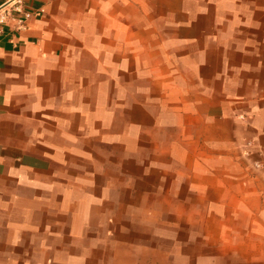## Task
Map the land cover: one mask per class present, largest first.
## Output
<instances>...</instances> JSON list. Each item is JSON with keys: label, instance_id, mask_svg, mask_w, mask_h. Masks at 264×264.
I'll list each match as a JSON object with an SVG mask.
<instances>
[{"label": "crops", "instance_id": "1", "mask_svg": "<svg viewBox=\"0 0 264 264\" xmlns=\"http://www.w3.org/2000/svg\"><path fill=\"white\" fill-rule=\"evenodd\" d=\"M19 1L0 264H264V0Z\"/></svg>", "mask_w": 264, "mask_h": 264}, {"label": "built area", "instance_id": "2", "mask_svg": "<svg viewBox=\"0 0 264 264\" xmlns=\"http://www.w3.org/2000/svg\"><path fill=\"white\" fill-rule=\"evenodd\" d=\"M21 6H22L21 1L18 0L16 5L12 6L13 8L12 7L11 8H1L0 9V26L6 24L7 21L12 18V14L16 12V13L22 14V17L16 20L17 26L19 29L24 28V25H25L24 23L26 22L27 19H29L31 14L29 12L23 11ZM251 154H252L251 151L247 150L244 152V157L249 158ZM252 165L255 169L264 168V164L260 160H255L252 163Z\"/></svg>", "mask_w": 264, "mask_h": 264}]
</instances>
